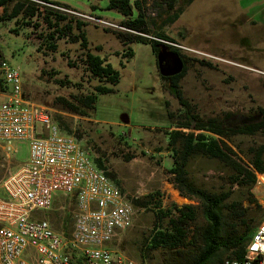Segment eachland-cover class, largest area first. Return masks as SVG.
<instances>
[{
  "label": "rangeland",
  "instance_id": "rangeland-1",
  "mask_svg": "<svg viewBox=\"0 0 264 264\" xmlns=\"http://www.w3.org/2000/svg\"><path fill=\"white\" fill-rule=\"evenodd\" d=\"M53 1L68 5L72 11L59 10L73 16L72 20L85 23L82 31L86 48L80 41L72 42L48 29L41 17L32 18L30 26L21 23L16 27L13 20H5L0 21V60L17 70L27 100L50 108L64 132L73 134L94 156L103 158L107 172L132 204L134 199L147 203L133 204L136 213L132 225L113 242L114 248L133 264H161L163 251L146 248L149 235L161 224L157 219L159 209L172 210V204L196 205L180 195L169 172L172 151L167 133L174 129L170 126L176 119L171 122L167 112L177 116L180 105L163 88L162 67L149 44L134 42L129 45L133 56H121L126 47L112 31H126L119 25L123 18L113 10H105L106 0ZM245 4L259 5L252 9L251 20L240 14ZM261 11L264 12V0H196L176 21L164 27L165 33L190 58L179 89L200 118L222 119L226 113H232V121L236 123H252L262 118L264 13ZM145 14L157 15L151 6ZM13 28L19 30L13 32ZM77 32L73 29L72 34ZM51 44L54 48H50ZM86 51L109 63L118 71L119 79L112 92L97 95L88 116H81L64 110L59 99L94 93L96 86L105 85L84 72L81 60ZM163 58L176 70L171 55ZM226 144L231 150L226 149L230 157L245 165L246 156L264 146V129L253 135L232 136ZM11 147L16 151L10 158L4 157L0 149V180L29 155L25 141L12 142ZM187 173L197 186L214 193L228 191L232 199H242L250 193L264 209V174L250 190L246 185L240 188L230 184L232 167L203 155L190 160ZM54 201L52 210L42 216L60 230L63 218L72 215L74 200L58 196ZM258 214V208L253 206L251 220ZM202 223L201 215L197 214L196 224ZM70 225L69 222L67 230Z\"/></svg>",
  "mask_w": 264,
  "mask_h": 264
},
{
  "label": "trees",
  "instance_id": "trees-1",
  "mask_svg": "<svg viewBox=\"0 0 264 264\" xmlns=\"http://www.w3.org/2000/svg\"><path fill=\"white\" fill-rule=\"evenodd\" d=\"M192 1L106 0L105 5V10H113L123 18L119 25L126 31H112L121 45L126 47L121 55L123 58L132 57L133 52L129 45L140 42L149 44L156 58L158 55L169 54L180 64L179 72L160 73L163 88L180 105V113L177 116L172 111L167 112L170 121L176 119L170 126L174 129L167 133L172 151L169 172L180 195L195 201L196 205L172 204V210L159 209L157 219L161 224L156 225L149 235L146 248L163 251L161 264H221L227 258L240 260L243 258L247 242L264 218V209L250 193L242 199H232L228 191L214 193L197 186L187 173L190 160L194 156L203 155L232 167L233 177L230 184L240 188L246 185L250 190L256 183V174H264V146L253 149L250 155L246 156L245 165L238 164L226 151L230 150L226 141L232 136L253 135L264 129V112L261 110L262 118L252 123H236L232 121V113H226L222 119H202L189 106L179 89V82L186 73L190 58L165 33L164 27L176 21ZM149 6L156 11V17L146 16L145 10ZM61 8L72 11L68 5L53 0H0V21L13 20L16 27L21 23L30 26L29 21L32 18L41 17L48 29L70 38L72 42L80 41L82 47L86 48L87 40L82 31L85 23L79 19L72 20L73 16L59 10ZM25 20L27 21L24 22ZM64 21L67 23L62 25ZM73 29L78 31L77 34H72ZM18 30L19 28H13V32ZM53 35L52 32L50 38ZM49 46L54 48L52 44ZM83 56L81 63L84 72L105 85L96 86L94 93L71 96L70 100H59L64 110L88 116L97 95L113 91L118 83L119 73L104 59L90 51H86ZM68 64L72 66L70 62ZM94 161L98 167L106 170L102 157L95 156ZM106 173L112 179L111 173ZM245 203L247 205H244ZM133 204L145 206L147 203L134 199ZM253 206L258 208L259 214L256 219L251 220ZM197 214L203 219L200 225L196 224ZM69 222L71 223V215L67 214L62 221L64 231H67Z\"/></svg>",
  "mask_w": 264,
  "mask_h": 264
},
{
  "label": "built area",
  "instance_id": "built-area-1",
  "mask_svg": "<svg viewBox=\"0 0 264 264\" xmlns=\"http://www.w3.org/2000/svg\"><path fill=\"white\" fill-rule=\"evenodd\" d=\"M15 141L27 142L29 155L0 180V264H133L113 242L132 225L135 206L96 165L90 148L58 126L50 108L23 96L17 70L0 60L4 157L16 151ZM58 196L74 200L67 231L42 216ZM221 264H264V218L243 258Z\"/></svg>",
  "mask_w": 264,
  "mask_h": 264
},
{
  "label": "crops",
  "instance_id": "crops-1",
  "mask_svg": "<svg viewBox=\"0 0 264 264\" xmlns=\"http://www.w3.org/2000/svg\"><path fill=\"white\" fill-rule=\"evenodd\" d=\"M196 2V0H193L186 8L190 7L191 5H193ZM259 7L258 4H245L244 6H242L241 12L240 14H242L244 17H246V19L251 20L250 16L252 13L254 14V12H251L252 9H257ZM185 8V9H186ZM184 12V11H183ZM182 12V13H183ZM262 15H263V11H261ZM2 196H3V192H2Z\"/></svg>",
  "mask_w": 264,
  "mask_h": 264
},
{
  "label": "flooded vegetation",
  "instance_id": "flooded-vegetation-1",
  "mask_svg": "<svg viewBox=\"0 0 264 264\" xmlns=\"http://www.w3.org/2000/svg\"><path fill=\"white\" fill-rule=\"evenodd\" d=\"M173 64H174V69H172L171 64L168 61H164V64L162 65V69H161V73H165V74H172V73H176L180 71V64L179 62L174 59L172 60Z\"/></svg>",
  "mask_w": 264,
  "mask_h": 264
},
{
  "label": "water",
  "instance_id": "water-1",
  "mask_svg": "<svg viewBox=\"0 0 264 264\" xmlns=\"http://www.w3.org/2000/svg\"><path fill=\"white\" fill-rule=\"evenodd\" d=\"M157 62H158V65H159V67L161 69L162 65L164 64V58H163L162 55H158L157 56Z\"/></svg>",
  "mask_w": 264,
  "mask_h": 264
}]
</instances>
